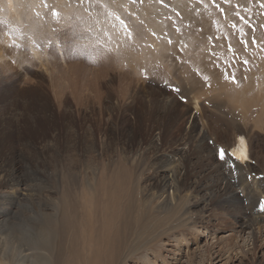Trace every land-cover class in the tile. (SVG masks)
<instances>
[{
    "label": "rangeland",
    "instance_id": "374dc122",
    "mask_svg": "<svg viewBox=\"0 0 264 264\" xmlns=\"http://www.w3.org/2000/svg\"><path fill=\"white\" fill-rule=\"evenodd\" d=\"M30 2L0 5V263L35 264L46 214L60 264H264V0Z\"/></svg>",
    "mask_w": 264,
    "mask_h": 264
},
{
    "label": "bare ground",
    "instance_id": "6f19581e",
    "mask_svg": "<svg viewBox=\"0 0 264 264\" xmlns=\"http://www.w3.org/2000/svg\"><path fill=\"white\" fill-rule=\"evenodd\" d=\"M8 0H0V5L2 4H6ZM11 2V0H9ZM31 0L28 1H24V0H15V2L17 3H22L23 5H26L27 7L30 6L31 7ZM17 3V4H18ZM10 4V3H8ZM66 4V3H65ZM12 5V4H11ZM68 5V4H66ZM7 7V6H6ZM11 7V6H10ZM29 7V8H30ZM8 8V7H7ZM16 10V8H15ZM47 10V8H46ZM99 10V9H98ZM18 13L19 10H17ZM96 11V10H95ZM54 12V11H53ZM30 13V12H29ZM34 13V12H33ZM95 13V12H94ZM98 13V12H97ZM31 14V13H30ZM41 16V15H40ZM26 18V17H25ZM44 20V19H43ZM69 21V20H68ZM94 21V20H93ZM141 22V21H139ZM40 23V22H39ZM99 23V22H98ZM72 24V23H71ZM153 24V23H152ZM151 24V25H152ZM32 26V25H31ZM86 27V26H85ZM127 27V26H126ZM162 27V26H161ZM155 28V27H154ZM160 32V31H159ZM32 33V31H31ZM116 37H117V45H120L121 47L124 46V41H125V37H126V34H125V29L124 27H121V26H118L116 28ZM161 37V36H160ZM96 39V38H95ZM95 39L93 41H95ZM128 39V38H127ZM74 40V39H73ZM80 42V41H79ZM76 43V42H75ZM160 43V42H158ZM113 44V43H112ZM116 44V43H115ZM161 44V43H160ZM86 45V44H85ZM94 45V44H93ZM163 45V44H162ZM114 47V46H113ZM84 48V47H83ZM104 48V47H103ZM165 48V47H164ZM109 49V48H108ZM116 49V48H115ZM98 51V50H97ZM109 52V51H108ZM177 52V51H176ZM127 53V52H126ZM93 54V53H92ZM98 54V53H97ZM160 56V55H159ZM156 58V57H155ZM160 58V57H159ZM122 62V61H121ZM108 63V62H106ZM78 66V65H77ZM74 67V66H73ZM77 68V67H76ZM103 68V66H102ZM123 70V69H122ZM153 70V69H152ZM81 72V71H80ZM95 72V71H94ZM122 72V71H121ZM79 73V72H78ZM91 75V74H90ZM95 75V74H94ZM92 76V75H91ZM120 77V76H119ZM77 78V77H76ZM86 78V77H85ZM91 79V78H90ZM93 79V78H92ZM89 80V79H88ZM69 81V80H68ZM87 84V83H86ZM75 85V84H74ZM170 99V98H169ZM195 120V119H194ZM193 120V121H194ZM195 122V121H194ZM226 126V125H225ZM201 126H199V123L198 124H195L194 126V130L196 132L199 133V137H201L202 139H204L205 137V133H204V128H200ZM227 128V127H226ZM235 129V128H234ZM243 129V128H242ZM68 130V128H67ZM243 130L241 129H238L236 131V140L234 141L233 145L231 146V154L229 155V158L235 162L236 164L238 165H242V166H247L249 163H251V151H250V148H249V145L247 144V141H246V138L243 136ZM109 134V133H108ZM235 135V134H234ZM114 147V146H113ZM247 168V167H246ZM241 169V168H240ZM234 170V169H233ZM236 171V170H235ZM105 174V173H104ZM103 176V175H102ZM241 177V176H240ZM243 177V176H242ZM110 180V179H108ZM112 180H115V178H112ZM104 181V180H103ZM173 182L172 181H169V180H163L160 182V190H161V193L162 195H164L165 193V189L170 186H172ZM175 185V184H174ZM105 186V185H104ZM106 187V186H105ZM108 187V185H107ZM105 190V188H104ZM106 192V190H105ZM222 192V191H221ZM251 192V191H250ZM161 195V196H162ZM225 195V194H224ZM223 195V196H224ZM233 196V195H232ZM231 194H230V197H232ZM235 196V195H234ZM225 197V196H224ZM127 197H122V198H115L113 199V196L111 193L107 194L106 193V204H105V212H104V215H105V218H104V238H105V241H104V244L103 246L101 244L98 243V247H99V257L101 258L102 257V253L101 251L103 250H108V251H111V252H114V249L116 247V245L119 243L118 241L120 240H117L116 238V232H115V229H116V226L119 222H121L122 218L119 217V210H120V206L122 203H120V199L123 201L124 199H126ZM216 198V197H215ZM229 199V197H228ZM130 200V199H129ZM236 201V200H235ZM228 203H233L234 201H227ZM240 203V202H239ZM131 210H132V205L131 203L129 202V204L127 205V210L125 211L124 213V220L127 218V220H132V217H131ZM65 213V212H64ZM65 215V214H64ZM95 215V214H94ZM93 215V216H94ZM45 218L43 220V222H41L40 224H37L34 227V232H33V239L36 241L34 242L33 244H36L37 245V248H35L33 246V249L30 248L28 250H23L21 251V253H18V255H21V254H24L26 253L27 251H31L32 252L34 251V249H36L35 253L33 252V260L35 261V264H60L61 261L60 259L58 260L57 258V261L56 259H54L55 261H51L52 258L55 257H59V249L57 248V252L54 253V249L53 248V245H54V239L57 238L59 239L60 237L62 238L64 236V234L67 232H65L61 226L60 228V232H57V228H58V223L56 221H53V219H49L47 218V215L45 214L44 215ZM66 216V215H65ZM76 216V215H75ZM63 218V216H62ZM61 218V219H62ZM85 218H86V215H85ZM92 218V217H91ZM101 218V217H100ZM67 219V218H66ZM88 219V218H86ZM118 219V220H117ZM68 220V219H67ZM97 221V219H94ZM62 221V220H61ZM92 221V220H91ZM59 222V221H58ZM63 222V221H62ZM94 222V221H92ZM133 222V221H132ZM61 223V222H60ZM64 223V222H63ZM123 223V222H122ZM57 224V225H56ZM67 224V223H65ZM93 224V223H92ZM96 224V223H95ZM64 225V224H63ZM64 226H67V225H64ZM129 226V225H128ZM72 227V226H71ZM119 228V227H118ZM245 229V228H243ZM66 230V229H65ZM98 227H95V225L93 226L92 228V231H94V233H96L98 231ZM119 230V229H118ZM246 230H248V235L249 237L251 236L252 238H256V231L253 229V228H247ZM65 232V233H64ZM121 232V231H120ZM245 232V231H244ZM96 234H99V233H96ZM123 234V233H122ZM123 236V235H122ZM77 234H76V238H77ZM97 237V236H96ZM99 237V236H98ZM97 237V238H98ZM101 237V236H100ZM121 237V236H120ZM78 239V238H77ZM122 239V238H121ZM33 240V241H34ZM124 240V239H123ZM80 242H78L76 239H74L73 242H71V248H70V251L72 252V255H71V261L72 263L75 262V260L77 259L78 257V251H77V247L80 246L79 244ZM58 244V243H57ZM56 245V243H55ZM101 245V246H100ZM121 245V244H120ZM58 246V245H57ZM119 247V246H118ZM100 248H101V251H100ZM119 249V248H118ZM18 250V249H17ZM2 251V250H1ZM43 251H46L49 253V256L47 255H44L42 254ZM56 251V250H55ZM107 253V252H106ZM57 254V256L55 255ZM86 254V253H85ZM112 254V253H111ZM94 255V254H93ZM106 255V254H105ZM53 256V257H52ZM23 257V255H22ZM24 259L27 258V256L24 254ZM23 259V261H24ZM57 262V263H56ZM90 262L92 263L93 262V259L90 258ZM2 264V263H0Z\"/></svg>",
    "mask_w": 264,
    "mask_h": 264
},
{
    "label": "snow or ice",
    "instance_id": "6c2138e0",
    "mask_svg": "<svg viewBox=\"0 0 264 264\" xmlns=\"http://www.w3.org/2000/svg\"><path fill=\"white\" fill-rule=\"evenodd\" d=\"M225 2L227 3L228 0H225ZM261 6L264 7V4H262ZM241 19H243V18L241 17ZM76 50L78 51V49H76ZM233 82H235L234 77H233ZM218 154H219V157H220L221 159H224V158H225L226 153H225V151H224L223 148H219V149H218Z\"/></svg>",
    "mask_w": 264,
    "mask_h": 264
}]
</instances>
